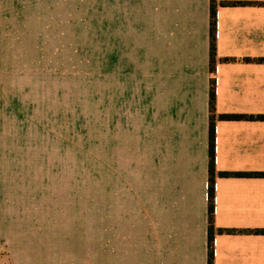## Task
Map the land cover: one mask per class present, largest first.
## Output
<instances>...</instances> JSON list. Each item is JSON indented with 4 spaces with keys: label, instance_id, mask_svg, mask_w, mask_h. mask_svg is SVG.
<instances>
[{
    "label": "crops",
    "instance_id": "crops-1",
    "mask_svg": "<svg viewBox=\"0 0 264 264\" xmlns=\"http://www.w3.org/2000/svg\"><path fill=\"white\" fill-rule=\"evenodd\" d=\"M101 2L99 264H209L213 81L214 264H264V0H217L214 71L211 0ZM58 200L0 185V264H77Z\"/></svg>",
    "mask_w": 264,
    "mask_h": 264
},
{
    "label": "rangeland",
    "instance_id": "rangeland-1",
    "mask_svg": "<svg viewBox=\"0 0 264 264\" xmlns=\"http://www.w3.org/2000/svg\"><path fill=\"white\" fill-rule=\"evenodd\" d=\"M110 3L106 15L101 0H0V185L59 199L61 220L74 221L77 264H99L101 150L116 131L101 110ZM142 47L145 62L146 32ZM126 137L135 157L139 142Z\"/></svg>",
    "mask_w": 264,
    "mask_h": 264
},
{
    "label": "trees",
    "instance_id": "trees-1",
    "mask_svg": "<svg viewBox=\"0 0 264 264\" xmlns=\"http://www.w3.org/2000/svg\"><path fill=\"white\" fill-rule=\"evenodd\" d=\"M216 13H217V0H211V49H210V60L211 69H215L217 61V43H216ZM210 112H211V149H210V175H211V194H210V209H209V235H210V246H209V264H214V249L213 240L215 235V224H214V181L216 175L215 165V115H216V89L215 81L212 83L211 95H210ZM222 175H229L222 173Z\"/></svg>",
    "mask_w": 264,
    "mask_h": 264
}]
</instances>
